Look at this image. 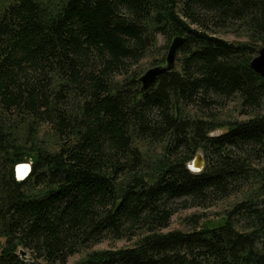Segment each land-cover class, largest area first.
<instances>
[{"label": "trees", "instance_id": "trees-1", "mask_svg": "<svg viewBox=\"0 0 264 264\" xmlns=\"http://www.w3.org/2000/svg\"><path fill=\"white\" fill-rule=\"evenodd\" d=\"M174 37V69L142 92L140 62ZM262 47L264 0H0V264L134 239L76 264H264ZM231 100L249 118H217ZM240 192L217 225L162 232L175 200Z\"/></svg>", "mask_w": 264, "mask_h": 264}, {"label": "rangeland", "instance_id": "rangeland-1", "mask_svg": "<svg viewBox=\"0 0 264 264\" xmlns=\"http://www.w3.org/2000/svg\"><path fill=\"white\" fill-rule=\"evenodd\" d=\"M223 38L231 42L232 41H235V42L244 41V39H237L232 35H224ZM162 44H163V39L159 37L157 41V46L160 47ZM156 57H157V54L151 51L144 57V59L140 62L138 69H136V72H138L139 77L149 68L159 65L157 63L153 64L154 61L156 60ZM240 109L241 108L238 102L236 100H231L227 102V105L224 108H217V109L213 108L212 111L213 113L215 111L217 118L221 119V121L223 122L243 121L249 118L251 113L248 115H245V114L243 115L240 112ZM258 112L259 114H264V100ZM225 129L226 128L216 129L215 131L211 133V135L212 136L219 135L223 133ZM196 154H199L203 158V153L201 151H198ZM203 161H204V158H203ZM243 193L245 192L236 193L224 200L212 201L211 203L205 204V205H193L186 199H183V198L177 199L173 202L176 212L170 220L169 227L165 230H162V232L165 233V232L172 231V230L189 231V230L200 228L202 226H215L219 222L225 219L227 212H229L237 203H240L243 199H245ZM134 242H135V239L131 241L105 240L93 246L87 251H82L81 253H78L76 255L69 257L66 264H76L81 259H83L89 252H92V251H101V250L131 247L134 244ZM3 243H4V240L0 239V250H1Z\"/></svg>", "mask_w": 264, "mask_h": 264}, {"label": "water", "instance_id": "water-1", "mask_svg": "<svg viewBox=\"0 0 264 264\" xmlns=\"http://www.w3.org/2000/svg\"><path fill=\"white\" fill-rule=\"evenodd\" d=\"M182 42H183V38L181 37L172 38L165 54L164 63L149 68L138 78V82L140 83V90L142 92L146 91L152 84H154L159 75L174 69L175 56ZM249 65L251 69L254 70V72H256L259 76L264 78V47L260 48L257 51L256 56L252 58ZM22 166H27L28 172L24 177L19 178L17 176V168ZM187 167L192 173L201 172L204 168L203 158L199 154H196L192 159V161L189 162ZM30 169H31L30 164L27 163L16 165L14 168L16 180L21 181L24 178H26L30 172Z\"/></svg>", "mask_w": 264, "mask_h": 264}, {"label": "bare ground", "instance_id": "bare-ground-1", "mask_svg": "<svg viewBox=\"0 0 264 264\" xmlns=\"http://www.w3.org/2000/svg\"><path fill=\"white\" fill-rule=\"evenodd\" d=\"M27 172H28L27 166H22V167L17 168V176L19 178L24 177L27 174Z\"/></svg>", "mask_w": 264, "mask_h": 264}]
</instances>
